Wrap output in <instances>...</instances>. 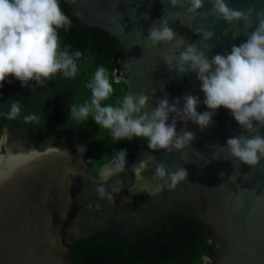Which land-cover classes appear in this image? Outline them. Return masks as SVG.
Wrapping results in <instances>:
<instances>
[{
    "label": "water",
    "instance_id": "water-1",
    "mask_svg": "<svg viewBox=\"0 0 264 264\" xmlns=\"http://www.w3.org/2000/svg\"><path fill=\"white\" fill-rule=\"evenodd\" d=\"M65 1L83 24L102 28L120 41L128 75L117 76L116 80L126 84V95L146 94L150 108L156 107L157 98L165 94L170 104L181 98L182 107L183 96L190 93L200 99L198 112L211 111L203 103L205 97L196 73L180 75L175 59L170 67L165 63L166 55L178 56L183 50L175 48L176 41L154 47L146 39L153 23L161 27L162 20H167L177 38L181 36L189 43L200 40L193 29L213 30L215 35L206 41L214 45L212 51L203 49L209 58L230 53L233 45L246 41L257 24L255 13L247 28L244 20L232 24L217 20L210 12L209 0H204L203 7L194 14L187 12V4L173 8L161 0ZM226 2L236 10L264 8V0ZM234 33L238 34L235 39ZM174 115L169 114L168 123ZM212 121L201 131L191 121L185 125L178 120L177 132L186 128L196 136L182 150L171 154L163 149L133 150L124 171L106 182L111 191L117 179L122 181L120 193L113 194L115 206L99 198L95 191L98 184L104 183L105 174L114 171L115 160L95 172L86 159V148H76L71 153L65 145H58L1 154L0 264H72L75 242L96 236L121 238L151 232L175 212H187L213 231L212 240L217 246L210 264H264V158L252 168L232 157L225 147L231 137H251L256 133L241 128L223 106L216 110ZM253 123L264 135V127ZM182 153L187 156L182 158ZM149 156L154 159L142 173L145 179H135L133 166ZM159 163L172 171L183 167L188 176L175 189L151 196L142 190H155L157 182L151 177ZM65 215L67 218L62 219Z\"/></svg>",
    "mask_w": 264,
    "mask_h": 264
},
{
    "label": "clouds",
    "instance_id": "clouds-1",
    "mask_svg": "<svg viewBox=\"0 0 264 264\" xmlns=\"http://www.w3.org/2000/svg\"><path fill=\"white\" fill-rule=\"evenodd\" d=\"M165 2L173 8H184L187 4V12L190 14L197 13L204 5V0H161V3ZM209 2L212 4V15L228 24L244 20V27H250L251 18L255 13V29L247 34L245 42L238 46L233 45L230 53H217L209 58L203 49L212 51L214 45L206 41L215 35L213 30L201 27L193 29L194 33L200 36V40L189 43L181 36L177 38V33L169 26L167 20H162L161 27H156L153 23L148 29L146 39L154 47L176 41L175 48L183 50L179 51L178 56L166 55L164 61L170 67L171 60L175 59V67L180 75L196 73L205 97L203 103L211 111L198 112L200 99L190 93L183 96L182 107L181 98H176L170 104L165 94L164 97L157 98L156 107L150 108L149 97L143 92L139 95L127 94L115 106L102 105L101 102L113 93V87L107 70L101 66L96 69L87 84L91 91L90 102L71 105L70 118L84 121L91 115L99 126L110 130L113 141L143 137L147 139V147L153 152L163 149L167 154H171L174 150L189 146L196 138L195 133L186 128L177 132L178 120L183 121L185 125L191 121L203 131L213 123L212 116L216 110L223 106L230 110V114L241 128L256 133L251 137L241 134L229 138L226 150L240 162L255 168L264 158V135L259 133V128L253 123L256 121L259 127H264V8L257 10L249 7L246 10H236L230 8L226 0ZM71 24L72 21L62 11L59 0H0V87L9 76L19 80L22 86L28 85L32 80L43 85L45 80L57 73H62L65 78L76 76V61L82 56V52L77 50L70 53L68 46L62 49L57 31L60 28L67 31ZM188 27L191 28V25ZM237 36L238 34L234 33L232 38ZM20 103L19 100L11 103L10 110L4 114L7 119L14 120L20 115ZM170 113L175 115L172 116L171 123H168ZM23 119L30 123L37 121L39 117L30 114ZM126 155L125 149L116 153L112 165L114 171L106 173L104 183L95 188L99 198L107 199L113 206V194H119L123 184L117 179L111 186V191H108L106 182L110 176L124 171ZM186 156L187 153H182V158ZM153 159L154 156H149L133 166L135 179H145L142 173ZM220 175L222 177L223 172ZM187 176L188 172L183 167L172 171L164 163H159L151 177L152 181L157 182L155 190L142 191L155 196L164 189H175ZM69 199L71 201L70 196ZM66 218L67 215L62 217Z\"/></svg>",
    "mask_w": 264,
    "mask_h": 264
},
{
    "label": "trees",
    "instance_id": "trees-1",
    "mask_svg": "<svg viewBox=\"0 0 264 264\" xmlns=\"http://www.w3.org/2000/svg\"><path fill=\"white\" fill-rule=\"evenodd\" d=\"M59 5L72 21L67 31L57 30L60 46L62 49L68 46L70 53L82 52L76 61L78 72L69 78L57 73L43 85L32 80L22 86L16 78L7 77L0 87V139L8 129L27 146L35 142L43 150L60 145L63 138L69 141L77 133L87 146L86 159L97 172L101 165L115 160L120 149L126 150L127 160L133 150L148 148V141L137 137L116 142L110 130L99 126L91 115L84 121L70 118L71 105L90 102L87 84L98 67L107 70L113 87V93L102 105L115 106L126 95V84L116 78L127 76L128 70L115 36L102 28L83 24L65 0H59ZM14 100L21 102V111L16 119L9 120L4 114ZM30 114L39 119L26 123L23 117ZM69 149L76 152L74 146ZM212 236L213 231L202 220L187 212H175L151 232L121 238L96 236L75 242L71 248L72 264H210L217 246Z\"/></svg>",
    "mask_w": 264,
    "mask_h": 264
},
{
    "label": "rangeland",
    "instance_id": "rangeland-1",
    "mask_svg": "<svg viewBox=\"0 0 264 264\" xmlns=\"http://www.w3.org/2000/svg\"><path fill=\"white\" fill-rule=\"evenodd\" d=\"M1 137L2 139L0 140V155L27 150V149L38 148L35 142H32L30 146H27L24 143V140L12 136V134L8 129L3 131ZM60 145H65L66 148H69L70 146H74L79 149L86 148L85 150H87L84 140L77 133H75L69 141L68 140L66 141L65 138H63V141L61 142Z\"/></svg>",
    "mask_w": 264,
    "mask_h": 264
}]
</instances>
